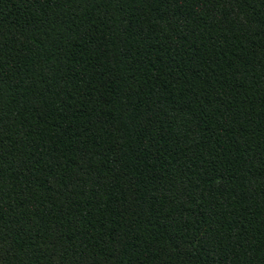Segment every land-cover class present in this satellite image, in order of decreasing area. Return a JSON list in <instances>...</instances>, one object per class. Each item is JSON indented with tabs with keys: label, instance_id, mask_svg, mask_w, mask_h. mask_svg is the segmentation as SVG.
Returning <instances> with one entry per match:
<instances>
[{
	"label": "trees",
	"instance_id": "trees-1",
	"mask_svg": "<svg viewBox=\"0 0 264 264\" xmlns=\"http://www.w3.org/2000/svg\"><path fill=\"white\" fill-rule=\"evenodd\" d=\"M0 264H264V0H0Z\"/></svg>",
	"mask_w": 264,
	"mask_h": 264
}]
</instances>
